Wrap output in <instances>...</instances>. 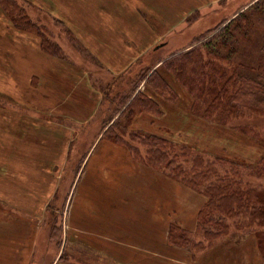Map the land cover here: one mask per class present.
I'll list each match as a JSON object with an SVG mask.
<instances>
[{"label":"rangeland","instance_id":"1","mask_svg":"<svg viewBox=\"0 0 264 264\" xmlns=\"http://www.w3.org/2000/svg\"><path fill=\"white\" fill-rule=\"evenodd\" d=\"M17 2L24 4V11L33 23L44 27L48 35L45 37L60 45L61 54L53 56L37 53L41 48L40 37L20 29L15 33L14 24L10 23L11 19L9 21L8 14L0 4V11L8 18L6 21L0 12V26L7 24L16 35L6 36L2 32L0 36V103H11L7 104V112L0 111V209L8 213L14 210H22L23 213L38 210V214L40 213L37 227L32 224L28 228L21 222L12 221L9 215H0V264H169L172 261L173 264H180L181 254L166 256L165 250L158 247L159 253L156 255L155 245L153 249L150 244H146L143 251L139 252L137 246L140 238L133 232V228L138 227L143 218L150 226L156 216L162 220L168 213V224L177 223L181 228H184L183 223L189 226L191 213L197 205L205 202V198L199 195L202 201L194 199L191 195L194 192L187 188L183 190L185 188L179 187L166 174L148 168L147 164L138 159L133 160L132 155L114 141L110 140V143L121 148L120 150L109 146L102 149L95 145L101 140L100 132L103 130L100 122L103 114H111L114 106H117V102L112 104L109 99L113 90L108 94L105 89L114 81V88L123 91L128 87L131 91L139 81V74L148 76L161 65L160 61L190 50L193 47L192 41L197 37L209 34L208 38L214 37L215 43L220 40L222 42L224 33H219L234 18L231 34L236 46L241 47L246 42L247 53L244 49L243 52L236 51L232 63L250 62L255 65L262 52L260 42L264 40V0ZM238 13L245 18L237 16ZM68 24L72 32H69ZM18 33H22L20 36L24 38ZM124 35L123 46L126 49L135 47L129 60L135 58L136 62L126 69L128 60L119 69L113 68L116 73L124 69L120 77H115V72L108 69L110 66L107 64L117 66L115 55L110 54L112 50L115 53L116 48H107L106 44H113L115 39L111 36L120 41ZM8 39L14 43L13 52L16 51L19 55L12 54L9 47H5L4 43ZM7 43L9 44L8 41ZM138 55H141L139 60ZM125 57L127 58L126 54ZM98 58L101 59L100 62ZM23 63L29 68L37 67L39 75L36 74L35 77L38 78L36 81L40 87L31 84L26 89L25 82L32 77L25 74ZM82 69H88L89 76ZM8 71L10 83L14 84L18 80L22 83L18 91L10 84L7 88L3 86ZM23 88L26 90L25 94H22ZM104 92L108 97L103 96ZM118 99L120 100V96ZM49 105L57 107L53 108L55 113L46 110ZM16 110H21L26 120H21ZM172 110L165 118L154 119L152 129L146 127L139 130H153L160 134L169 131L171 136L178 140L182 138L183 141L187 139L184 133L189 130V136L201 138H198L200 145L201 142L210 143L208 141L217 136L201 125H198L199 129L191 128V117L183 115L179 108ZM250 113L248 111L244 122L264 132V115ZM49 114H56L62 121L67 118L69 123L66 124L72 126L69 128L74 129V133L66 127H57L55 123H65L56 122L58 119L49 117ZM40 116L44 119L42 125L26 123L27 119ZM69 117L72 118L68 119ZM125 118L126 116L119 119L114 114L110 123H123ZM134 121L129 125L130 129ZM136 126L142 127L139 124ZM226 135L232 136H223ZM231 143L238 146L237 143ZM122 149L126 150L132 161L141 165L128 166ZM254 151L252 147L239 145L236 155L251 159L258 153ZM58 154L60 157L56 164L64 173L59 175L61 178L58 181H54L51 165ZM95 154L91 174L86 175L83 180L84 169L83 172L81 170L84 161ZM102 168L112 171L109 180L105 179L103 182L104 186L99 184ZM140 168L149 173L137 170ZM155 175L162 182H155ZM261 183L264 185L263 181ZM170 184L173 185L174 193H170ZM254 184L258 186L257 181ZM75 189L81 191L76 192ZM185 209V215L171 216L177 212L182 213ZM161 210L163 213L156 215ZM20 218L28 217L22 214ZM49 221L53 222L48 223ZM113 228L114 235H119V246L116 241L112 243L109 239ZM254 230L264 238V226L255 227ZM240 232H234L233 237L241 238L242 231ZM20 242L29 243L25 251L21 252ZM110 246L116 252L112 256L107 254ZM226 251H230L231 255L223 264H237V260L238 264H256L255 257L260 254L253 236H247L238 241V244L228 238L224 239L215 253L222 255ZM237 253L249 255V261H241L238 255L233 256ZM146 255L149 258L141 262Z\"/></svg>","mask_w":264,"mask_h":264},{"label":"trees","instance_id":"2","mask_svg":"<svg viewBox=\"0 0 264 264\" xmlns=\"http://www.w3.org/2000/svg\"><path fill=\"white\" fill-rule=\"evenodd\" d=\"M17 1L0 0L14 27L35 32L46 53L61 54L60 45L45 37L48 35L44 27L33 23L24 11V4ZM234 19L219 33H224L222 42L215 43L214 37L208 38L209 34L197 37L190 50L160 61L161 65L150 69L152 72L148 76L139 74V81L131 91L128 87L123 91L114 88V81L105 89L108 94L113 90L109 99L112 104L117 102V106L111 114H103L101 138L123 146L133 160L144 162L148 168L166 174L181 187L205 198L192 230L168 224L165 232H158L155 224L148 226L143 218L138 227L133 228L140 238L139 252L150 244L153 249L156 246V255L161 247L166 256L179 253L180 259L192 263L217 264L220 261L223 264L230 251L222 255L215 252L224 239L238 244L247 236H253L261 264H264V238L254 230L264 226V185L261 183L264 182V132L244 122L248 111L264 115V40L260 42L262 52L255 65L250 62L233 64L236 51L243 52L244 49L247 53L246 42L241 47L236 46L231 34ZM141 81L144 82L139 86ZM170 108H179L183 115L191 117V128L199 129L198 125H201L217 136L211 138L210 143L201 142L200 145L199 137L189 136V130L184 133L187 139L184 137L183 141L171 136L169 131L160 134L153 130L143 132L129 128L132 121H140L144 116L151 118L153 126L154 119L168 114ZM113 113L119 119L126 116L123 123L118 121L111 125ZM225 134L232 136L226 135L225 138ZM231 142L252 147L254 153H258L251 159L238 156V146ZM152 228L156 235L149 230ZM240 231L241 238L233 237L234 232ZM114 253L110 246L108 256ZM148 258L146 255L141 262Z\"/></svg>","mask_w":264,"mask_h":264},{"label":"crops","instance_id":"3","mask_svg":"<svg viewBox=\"0 0 264 264\" xmlns=\"http://www.w3.org/2000/svg\"><path fill=\"white\" fill-rule=\"evenodd\" d=\"M1 12V11H0ZM2 13V12H1ZM3 14V17H5L6 18V21L8 20V18H7V16H6V14L5 13H2ZM108 18H111V17H108ZM5 21V22H6ZM9 21H10V18H9ZM59 21L60 22H63L62 20H60L59 19ZM10 23L12 24V22L10 21ZM110 26H112V25H110ZM71 27H69V24H68V29H69V32H72L71 31V29H70ZM9 30V31H8ZM19 30L18 29H16V31H15V33H17ZM2 32L3 33H5V35L6 36H8V34H10L12 37H13V35L14 36H16L15 35V33H13V29H12V27H8L7 26V24H5V23H3L1 26H0V36L2 35ZM25 32H27V31H25ZM111 32V31H110ZM28 33H30V32H28ZM168 33V31H166L165 32V34H167ZM19 34V36H20V34H22V33H18ZM31 34H34V35H36L35 33H31ZM37 36V35H36ZM165 36V35H164ZM21 38H24V36H20ZM124 37H125V35L122 37V38H120V41L118 40L119 38H115V37H112L111 36V38H114L115 40L114 41H112L113 42V44H111V43H107L106 44V47L107 48H116V52L114 53V51L112 50L111 52H110V54L111 53H113V54H111V55H115V58H114V60L116 61V67L115 66H112V65H109V64H107L108 66H110V68H108L106 65H104V66H106L108 69H110V70H113L114 71V69H119L120 67H121V65H122V63L123 62H125V61H127L128 60V62H127V64L123 67L124 69H126V68H128V67H131V65H132V63L134 64L135 62H136V60H135V58L132 60V61H130L129 60V58L132 56V54H133V50H135V47H132V46H130V47H128V45H127V47L129 48V49H126L124 46H123V42H122V40H124ZM7 41L9 42V44L7 43ZM4 44H5V47H9V51L12 53V54H15L16 53V55H19L16 51H15V53L13 52V48H14V43H13V41L12 40H10V39H8ZM119 43H121V46L119 45ZM3 48V47H2ZM138 47L136 46V49H137ZM4 49V48H3ZM108 51H110V49L108 50ZM4 53H5V51H4ZM37 53H39V54H45L46 53V51H44L42 48H39L38 49V51H37ZM125 54H126V56H127V58L125 57ZM20 55H23V54H20ZM38 55V54H37ZM142 55V54H141ZM141 55H138L137 56V59L139 60V58L141 57ZM39 56V55H38ZM123 57V59H118V57ZM98 60H99V62H100V58H98ZM130 61V62H129ZM64 62V61H63ZM66 62H68V61H66ZM65 62V63H66ZM26 63L28 64H31L30 62H28V61H26ZM26 63H23L22 64V69L24 70V72H25V74L28 76V77H32V78H30V79H28L26 82H25V84H26V89H28L29 88V86H32L31 84H33L34 85V87H40V85L37 83L38 81H36V79H38V78H36L35 76H36V74H38L39 75V71H37L36 72V69H37V67L36 68H29V67H27V65H26ZM61 63V62H60ZM66 64H68V63H66ZM53 68H54V66H53ZM114 68V69H113ZM123 68H121V69H123ZM86 69V68H85ZM124 69L122 70V71H124ZM83 70V69H82ZM34 71V72H33ZM88 76H89V73L88 72H90L88 69L87 70H83ZM88 71V72H87ZM122 71H120V72H118V73H116L115 71V73L113 74L115 77H119V76H121L122 75ZM109 73H111V71L109 72ZM5 78V77H4ZM9 71L7 72V74H6V80L3 82V86H5V88H7L9 85L8 84H10V85H12V86H14V87H16V89H17V91H18V89H19V85L20 84H22L21 82H20V80H18V81H15V83L13 84V83H10L9 82ZM35 81V82H34ZM38 84V85H37ZM41 84V83H40ZM0 85H2V84H0ZM28 85V86H27ZM37 85V86H36ZM54 86H55V84H54ZM21 91L22 92H24V93H22V94H25L26 93V90H25V88H23V89H21ZM54 102H56V101H54ZM8 102H2L1 101V103H0V111L1 112H7L9 109H8ZM53 108H57L56 106H51V105H49V106H47L46 107V110L50 113H53L54 111H53ZM172 108H170V109H167V112L169 113L170 112V110H171ZM17 112H16V114H18V116H20L21 117V120H26V117H24V116H22L24 113L20 110V111H18V110H16ZM14 113V112H13ZM38 113V112H37ZM55 113V112H54ZM20 114V115H19ZM43 114H46V112H43ZM167 114H165V115H163V118H165V116H166ZM49 117H51V118H53V119H58V121H56V122H63V123H65L64 125L62 124V123H55L56 124V126L57 127H66L67 129H68V131H71L72 133H74V129L72 130L71 128H69V127H72V126H68L66 123H69L66 119L67 118H65V119H63V121H62V119H60V117L59 116H57L56 114H53V115H51V114H49L48 115ZM72 118V117H71ZM70 117L68 118V119H71ZM43 117L42 116H40V117H38V118H36V119H27V121H26V123L27 124H29V123H31V124H41L42 125V123H43ZM163 122H165V120L163 121ZM49 123V122H48ZM49 124H51V123H49ZM62 124V125H61ZM136 124H139V125H142V127H138V126H136ZM80 127H82V126H80ZM146 127H152V125H151V118L149 117V116H144V117H142V119L140 120V121H136V122H134V125L132 126V129H134V130H137V129H145ZM67 144L69 145V142H67ZM72 143H70V145H71ZM95 145H97V147L98 146H101L102 147V149H105V147H117L118 148V150H120L119 149V147L118 146H114V145H112V143H110V141H108V140H104V139H102L101 138V140L99 141V142H97ZM123 150V155L125 156V160H126V162H127V165L128 166H130V167H136L137 165H141V164H139V163H137V162H134V161H132L131 159H130V157L128 156V153L126 152V150H124V149H122ZM93 154V153H92ZM60 157V155L58 154V156L55 158V161H54V163L51 165V171H52V179L54 180V181H58L61 177L59 176V175H61L62 173H64V172H62V168H60V166L59 165H57L56 164V162L58 161V158ZM95 157H96V154L94 155V157H88L85 161H84V164H83V168H82V172H83V169H84V173L82 174L83 175V180H85L86 179V175H88L89 176V174H91V166L93 165V163H94V160H95ZM0 162H2V161H0ZM126 162L124 161V164L126 165ZM130 170V169H129ZM137 170H144V171H146L147 173H149L146 169H143V168H140V169H137ZM80 171V172H81ZM131 171H133V170H131ZM110 172L112 173V171L110 170V169H106V171H105V169L104 168H102V170H101V175H100V181H99V184L101 185V186H104L103 185V182L105 181V179L106 180H109V176H110ZM133 173H134V171H133ZM152 174H153V172H151ZM112 176H114V175H112ZM155 179L156 180H154L155 182H162L160 179H158V177L155 175ZM164 180H169V179H166V178H164ZM124 181V180H123ZM175 183V182H174ZM171 185V187H170V193H174V190H173V185L172 184H170ZM178 185V184H177ZM179 187H181L180 185H178ZM181 188H183V187H181ZM76 190V189H75ZM183 190H186V188L185 189H183ZM78 191H81V189H77L76 190V192H78ZM145 193H147V192H145ZM191 195H192V197L194 198V199H197L198 201H202V198L198 195V194H196V193H191ZM202 205V203L201 204H199V205H197L196 206V208H195V210L191 213V215H190V218H191V220H190V222H189V226H187L185 223H183L184 225L182 226V227H184V228H186V229H189V230H192V229H194V225H195V217H196V214H197V211H198V209H199V207ZM40 207H42V206H40ZM197 209V210H196ZM176 210V209H175ZM22 210H14V211H11L10 213H8L7 211H5V210H2V209H0V215H2V216H4V215H9L10 217H11V219H12V221H18V222H21L22 224H23V226L25 227V228H28L30 225H32V224H35V226L37 227V224H38V220H39V217H40V213L38 214V210H35L33 213H29V212H25V213H23V212H21ZM41 212V211H40ZM163 213V211L161 210V213H156V215L157 214H162ZM187 213V209H185V210H183L182 211V213H179V212H177L176 214H173V215H171V216H175V217H177V216H179L180 217V215L181 214H183V215H185ZM21 214V215H20ZM22 214L23 215H26L28 218L27 219H23V218H20V217H22ZM36 214H38V215H36ZM170 214L168 213L167 215H166V217H164L162 220H160L159 218H158V216H156L155 217V219H154V221H153V224H155V227H158L157 228V230H160V231H166V227L168 226V217L167 216H169ZM19 216V217H18ZM36 217H38V218H36ZM30 218L32 219V220H30ZM120 220H121V218H120ZM12 221H9V222H12ZM118 224H119V221H117L116 222V226H118ZM173 224H177V223H173ZM163 226V228H161ZM115 228H113V229H111V231H110V237H109V239L111 240V242L112 243H114L115 241L117 242L116 243V245H118V241H119V238H118V233H116V235H114V230ZM154 235H156V232L154 233V231H153V228L152 229H149ZM156 230V231H157ZM117 231H118V229H117ZM20 244H22V249H21V252L22 251H25V249H26V246H29V243L28 242H20ZM119 246V245H118ZM130 246H133V245H130ZM139 246V245H138ZM137 246V247H138ZM220 247V246H219ZM218 247V248H219ZM138 249V248H137ZM230 255H231V253H230ZM239 256V258H241L242 260L241 261H249V260H247V258H249L250 256L249 255H246V254H239V253H237V254H233V256ZM229 258H230V256H229ZM256 258V264H261V257H260V255H258V256H256L255 257ZM226 262V261H225ZM231 264H235V263H233V262H230ZM180 264H204L203 262H195V263H192V262H189L188 261V259H181L180 260ZM208 264V263H207ZM238 264V263H237Z\"/></svg>","mask_w":264,"mask_h":264}]
</instances>
